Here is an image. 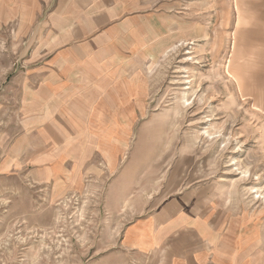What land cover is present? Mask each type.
I'll return each instance as SVG.
<instances>
[{
  "label": "rangeland",
  "instance_id": "obj_1",
  "mask_svg": "<svg viewBox=\"0 0 264 264\" xmlns=\"http://www.w3.org/2000/svg\"><path fill=\"white\" fill-rule=\"evenodd\" d=\"M224 12L204 39L140 64L141 89L126 91L118 112L127 142L116 171L87 168L83 189L62 198L28 166L14 168L38 144L26 126L39 118L21 109L23 64L12 40H0V264H104L122 225L190 191L214 205L223 234H264V95H247L227 72L236 16ZM89 166L107 164L97 153Z\"/></svg>",
  "mask_w": 264,
  "mask_h": 264
},
{
  "label": "crops",
  "instance_id": "obj_2",
  "mask_svg": "<svg viewBox=\"0 0 264 264\" xmlns=\"http://www.w3.org/2000/svg\"><path fill=\"white\" fill-rule=\"evenodd\" d=\"M223 9L236 16L227 72L247 95H264V0H0V40H12L23 64L15 93L21 109L39 118L26 126L38 144L14 168L28 166L55 198L82 190L87 168L116 171L127 142L118 112L126 91L141 89L140 64L204 39ZM97 153L105 170L89 166ZM222 231L214 205L183 192L122 225L102 263L264 264V234Z\"/></svg>",
  "mask_w": 264,
  "mask_h": 264
}]
</instances>
